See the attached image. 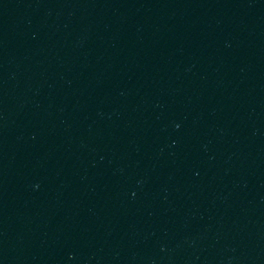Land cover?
Here are the masks:
<instances>
[{
    "label": "water",
    "instance_id": "95a60500",
    "mask_svg": "<svg viewBox=\"0 0 264 264\" xmlns=\"http://www.w3.org/2000/svg\"><path fill=\"white\" fill-rule=\"evenodd\" d=\"M0 264H264V0H0Z\"/></svg>",
    "mask_w": 264,
    "mask_h": 264
}]
</instances>
